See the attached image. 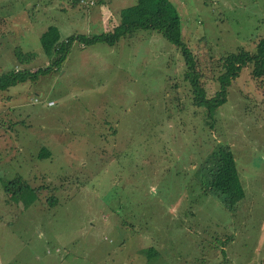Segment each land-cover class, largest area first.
Here are the masks:
<instances>
[{
  "label": "rangeland",
  "instance_id": "374dc122",
  "mask_svg": "<svg viewBox=\"0 0 264 264\" xmlns=\"http://www.w3.org/2000/svg\"><path fill=\"white\" fill-rule=\"evenodd\" d=\"M135 1L0 0V74L48 67V26L94 36ZM171 1L212 95L220 58L264 35V0ZM184 67L138 28L111 45L75 38L58 66L0 90V264H264V77L246 64L209 111ZM221 146L244 189L234 204L210 185ZM17 177L33 192L6 191Z\"/></svg>",
  "mask_w": 264,
  "mask_h": 264
},
{
  "label": "trees",
  "instance_id": "16d2710c",
  "mask_svg": "<svg viewBox=\"0 0 264 264\" xmlns=\"http://www.w3.org/2000/svg\"><path fill=\"white\" fill-rule=\"evenodd\" d=\"M70 1L72 5L79 2V0ZM138 28L160 31L180 50L185 66L183 78L189 83L193 101L199 106L206 107L209 111L214 110L226 101L228 87L246 64H251V75L253 77H264L263 35L256 41L253 51L240 48L220 58L222 70L216 77L218 88L212 95H208L203 83L200 81L201 71L196 67V57L184 41L179 12L171 0H136L135 3L120 9V21L112 29L90 37L79 34L61 39L58 28L50 25L41 33L39 41L43 52L50 60V65L58 66L66 58L70 45L75 38L84 45L95 42H104L111 45L123 36H131ZM24 56H27V54H24ZM18 58L22 59L21 57ZM50 65L48 67H38L35 70L18 68L17 70L11 69L2 72L0 74V90L17 82L35 78L38 74L47 71ZM39 155H45V153L40 152ZM218 159L219 164L212 174L210 185L217 190L229 193L230 201L234 204L243 197L244 189L232 149L229 146L219 147ZM4 186L6 191L12 193V196L33 192V188L21 177L10 180Z\"/></svg>",
  "mask_w": 264,
  "mask_h": 264
},
{
  "label": "built area",
  "instance_id": "2783aa9c",
  "mask_svg": "<svg viewBox=\"0 0 264 264\" xmlns=\"http://www.w3.org/2000/svg\"><path fill=\"white\" fill-rule=\"evenodd\" d=\"M95 2L96 0H79V3L85 6L93 5Z\"/></svg>",
  "mask_w": 264,
  "mask_h": 264
},
{
  "label": "crops",
  "instance_id": "0c3cea01",
  "mask_svg": "<svg viewBox=\"0 0 264 264\" xmlns=\"http://www.w3.org/2000/svg\"><path fill=\"white\" fill-rule=\"evenodd\" d=\"M124 1V0H123ZM135 3V2H134ZM129 5H131V4H129ZM129 5H121L119 8L121 9V8H123V7H126V6H129Z\"/></svg>",
  "mask_w": 264,
  "mask_h": 264
}]
</instances>
